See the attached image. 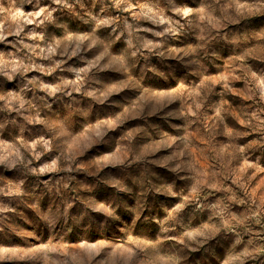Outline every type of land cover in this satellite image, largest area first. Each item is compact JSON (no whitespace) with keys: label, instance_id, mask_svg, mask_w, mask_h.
Segmentation results:
<instances>
[{"label":"rangeland","instance_id":"374dc122","mask_svg":"<svg viewBox=\"0 0 264 264\" xmlns=\"http://www.w3.org/2000/svg\"><path fill=\"white\" fill-rule=\"evenodd\" d=\"M0 264H264V0H0Z\"/></svg>","mask_w":264,"mask_h":264}]
</instances>
